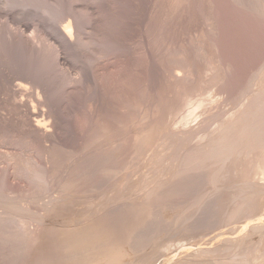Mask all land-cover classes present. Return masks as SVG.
<instances>
[{
    "label": "rangeland",
    "instance_id": "374dc122",
    "mask_svg": "<svg viewBox=\"0 0 264 264\" xmlns=\"http://www.w3.org/2000/svg\"><path fill=\"white\" fill-rule=\"evenodd\" d=\"M263 97L264 0H0V264H264Z\"/></svg>",
    "mask_w": 264,
    "mask_h": 264
},
{
    "label": "bare ground",
    "instance_id": "6f19581e",
    "mask_svg": "<svg viewBox=\"0 0 264 264\" xmlns=\"http://www.w3.org/2000/svg\"><path fill=\"white\" fill-rule=\"evenodd\" d=\"M249 1H250V0H249ZM261 3H262V2H261ZM241 6H242V5H241ZM252 6H253V5H252ZM238 7H239V6H238ZM261 8H262V6H261ZM256 10H257V9H256ZM252 12H253V11H252ZM72 22H73V21H72ZM69 25H70V24H69ZM70 29H71V28H70V26H68V25L64 28V33H65V35L67 36V38H68L69 40H71V39H70V38H71ZM71 43H72V42H71ZM246 77H247V76H246ZM178 79H179V78H178ZM253 93H254V92H253ZM210 94H211V93H210ZM256 94H257V93H256ZM256 94H255V95H256ZM249 95H251V94H249ZM261 95H262V94H261ZM216 96H217V95H216ZM251 96H252V95H251ZM256 96H257L256 99L258 100V97H259V96H258V95H256ZM252 98H253V97H252ZM263 98H264V97H263ZM253 99H254V98H253ZM253 99H252V100H253ZM250 101H251V100H250ZM253 101H256V100L254 99ZM200 102H201V101H200ZM202 102H203V101H202ZM206 102H207V101H206ZM248 102H249V101H248ZM250 103H252V102H250ZM254 103H256V102H253L251 105H255V108H256V109H257L258 107H259L258 109H260V106H258V107L256 106V105H260V104H254ZM199 104L202 105L203 103H199ZM201 105H200V106H201ZM248 105H249V104H248ZM251 105H249L248 107L251 108ZM261 105H263V108H264V104L261 103ZM200 106L198 105V107H200ZM236 107H237V106H236ZM246 107H247V105H246ZM261 107H262V106H261ZM252 108H253V107H252ZM232 109H233V108H232ZM253 109H254V108H253ZM261 109H262V108H261ZM171 111H172V110H171ZM247 111H248V110H247ZM252 111H253V110H252ZM252 111H249V113L252 112ZM256 111H257V110H256ZM256 111H254V113H255ZM184 112H185V111H184ZM207 112H208V111H207ZM243 112H245V110L242 111L241 114H242ZM48 113H49V112H48ZM259 113H260V110H259L258 114H259ZM261 113H262V112H261ZM241 114H240V115H241ZM244 114H245V113H244ZM246 114H247V113H246ZM246 114H245V115H246ZM251 114H252V113H251ZM251 114H249V116H251ZM262 114H263V113H262ZM262 114H260V116L257 115V113L254 114V115H257L255 118L258 119V120L255 119V125H256V128H258L259 125L262 127L261 124H262V123L264 124V122L262 121V119L264 118V115H263V118H262ZM25 115H26V114H25ZM236 115H237V114H236ZM51 116H52V115H51ZM169 116H170V115H169ZM180 116H181V115H180ZM247 116H248V115H246L245 118H247ZM252 116H253V115H252ZM214 117H215V115H214ZM241 117H242V116H241ZM260 117H261V118H260ZM168 118H169V117H168ZM237 118H238V117H237ZM248 118H249V117H248ZM250 118H252V117H250ZM253 118H254V116H253ZM177 119H178V118H177ZM188 119H189V118H188ZM207 119H208V118H207ZM212 119H213V118H212ZM222 119H223V118H222ZM260 119H261L262 123H261V122H258V123H257L256 121H259ZM248 120H249V119H248ZM253 120H254V119H252V120H250V121L253 123ZM263 120H264V119H263ZM43 121H44V120H43ZM215 121H216V120H215ZM215 121H214V122H215ZM235 121H236V122L234 123V125H233L232 127H229V128H228V130L226 131L227 133L224 131V133L226 134V135H225V139H224L223 141H222V139H221L222 142L219 141L220 143L217 145L218 147H221V146H222V151H221L222 153L224 152V151H223V148L226 149L227 147H231V146H232V147H231V151H233L232 148H233L235 145H236L235 147H238L237 144H239V146H240L241 144H242V145H244V144L247 145V143L249 144V142H258L257 139H258L259 137H258L257 139H255L256 137H255V136H252V133H254L253 130H254L255 128H251V127H250L251 124H250V126H249L251 129H248L249 127L247 128L248 130L246 129V127L244 128L243 124L245 125V123L247 122L246 120H245L246 122L244 121V117H243V120H242V118H241V119L239 118V119H236ZM209 122H210V121H209ZM248 122H249V121H248ZM251 122H250V123H251ZM239 123H240V124L242 123V126L240 125V126H241L240 128L238 127V126H239ZM259 123H261V124H259ZM35 124H36L35 126H37L39 129H42L41 126H40L39 120H38V121H35ZM214 124H215V123H214ZM219 124H220V123H219ZM231 124H232V123H231ZM231 124H230V126H231ZM161 125H162V124H161ZM200 125H201V124H200ZM223 125H224V122H223L222 124H220V126H223ZM217 126H218V125H217ZM257 126H258V127H257ZM263 127H264V125H263ZM213 128H214V127H213ZM224 128L227 129V126H224ZM53 129H54V128H53ZM258 129H259V128H258ZM169 130H170V129H169ZM187 130H188V129H187ZM246 130H247V131H246ZM259 130H260V129H259ZM44 131H45V130H44ZM263 131H264V129H263ZM48 132H49V131H48ZM170 132H171V131H170ZM220 132H221V131H220ZM261 132H262V128H261V130H260L258 133L255 131V134H254V135L258 136V135L262 134ZM45 133H46V132H45ZM214 133H215V132H214ZM256 133H257V134H256ZM53 134H54V133H53ZM219 134H220V133H219ZM222 134H223V132H222ZM216 136H217V135H215V137H216ZM223 136H224V135H223ZM251 136H252V137H251ZM263 136H264V132H263ZM188 137H189V136H188ZM218 137L221 138L222 136L220 135V136H218ZM260 137H262V135H261ZM222 138H224V137H222ZM231 140H235V141H231ZM210 141H211V140H210ZM211 142H212V141H211ZM213 142H214V141H213ZM215 143H216V142H215ZM231 143H233V145H230ZM258 143H259V142H258ZM262 143H264V142L262 141ZM209 144H210V143H209ZM212 144H214V143H212ZM216 144H217V143H216ZM227 144H228V145H227ZM252 144H253V143H252ZM207 145H208V144H207ZM250 145H251V143H250ZM260 145H262V144L260 143ZM155 146H156V145H155ZM244 146H245V145H244ZM244 146H243V147H244ZM252 146H253V145H252ZM252 146H251V147H252ZM258 146H259V145H258ZM258 146H257V147H258ZM205 147H206V146H205ZM209 147H210V145H209ZM225 147H226V148H225ZM247 147H248V146H247ZM253 147H255V146H253ZM261 147H264V145L261 146ZM199 148H200V147H199ZM211 148H212V146H211ZM214 148H216V147L214 146ZM214 148H212V149H213L212 152H211L210 150H208V151H210V152L213 154ZM239 148H241V147H239ZM239 148H237V149H239ZM244 148H245V147H244ZM244 148H241V149H243V152H245L244 150H246V151L248 150V149H244ZM248 148H249V147H248ZM258 148H259V147H258ZM161 149H162V148H161ZM220 149H221V148H220ZM228 149H229V148H228ZM228 149H226L225 151H227ZM255 149H256V147H255ZM255 149L252 148V150H255ZM259 149H260V148H259ZM263 149H264V148H263ZM234 150H235V149H234ZM249 150H250V152H251V148H250ZM197 151H198V149H197ZM197 151H195V152H197ZM215 151H216V150H215ZM236 151H237V150H236ZM256 151H257V150H256ZM151 152H152V151H151ZM199 152H200V151H199ZM202 152H203V151H202ZM218 152L221 154L220 151H218ZM233 152H234V151H233ZM237 152H239V151H237ZM241 152H242V151H240L239 153L241 154ZM243 152H242V153H243ZM200 153H201V152H200ZM211 153H210V154H211ZM227 153H228V151H227ZM262 153H264V152L262 151ZM207 154H208V153H207ZM220 154L217 153V154H215V155H213V156L210 155V156H212V157H210V156L208 155L207 157H204V160L206 161V160L211 159V161L214 162V160H216L217 158H219V155H220ZM224 154H226V153H223L222 155H224ZM231 154H232V153H231ZM231 154L229 153V155H231ZM233 154H235V153H233ZM244 154H245V153H244ZM248 154H249V153H248ZM201 155H202V154H201ZM204 155H205V154H203V156H204ZM238 155H239V154H238ZM242 155H243V154H242ZM242 155H241V156H242ZM195 156H196V155H195ZM195 156H194V159H196ZM197 156H199V155H197ZM241 156H240V157H241ZM192 157H193V156H192ZM208 157H209V159H207ZM221 157H222V156H221ZM225 157H226V155H225ZM231 157H232V156H231ZM231 157H230V158H231ZM236 157H237V156H235V158H236ZM240 157H239V159H240ZM260 157H261V156H260ZM205 158H206V159H205ZM227 158H228V156H227ZM263 158H264V157H263ZM197 159H198V157H197ZM197 159H196V160H197ZM220 159H221V158H220ZM223 159H224V158H223ZM198 160H200V159H198ZM201 160H202V157H201ZM221 160H222V159H221ZM224 160H225V159H224ZM231 160H232V159H231ZM233 160H234V159H233ZM233 160H232V161H233ZM236 160H238V158H237ZM186 161H187V160H186ZM193 162H194V161H193ZM195 162H196V161H195ZM201 162H202V161H201ZM203 162H204V161H203ZM206 162H207V161H206ZM206 162H204V163H206ZM216 162H217V161H216ZM216 162H215V164H216ZM224 162H225V161H224ZM226 162H227V161H226ZM187 163H190L191 166H192V163H191V162H187ZM196 163H197V162H196ZM196 163H195V165H196ZM208 163L211 164L212 162H208ZM217 163H218V162H217ZM220 163H221V162H220ZM190 164H189L188 166H187L186 164H184V165H186L187 167H189ZM199 164H200V163H199ZM218 164H219V163H218ZM218 164H217V165H218ZM234 164H235V163L232 162V165H234ZM202 165H203V164H202ZM219 165H220V164H219ZM228 165H231V164H228ZM196 166H199V165H196ZM200 166H201V165H200ZM182 167H183V166H182ZM187 167H186V168H187ZM218 167L220 168V166H218ZM222 167H226V166H222ZM227 167H228V166H227ZM258 167H259V166H258ZM186 168H184L183 170H185ZM190 168H191V167H190ZM193 168H194V167H193ZM193 168H192V169H193ZM196 168L198 169V167H196ZM196 168H194V169L196 170ZM201 168H203V167H201ZM210 168H211V167H210ZM215 168H216V167H215ZM219 168H218V170H219ZM263 168H264V167H263ZM192 169H190V171H191ZM213 169H214V167H213ZM227 169H228V168H227ZM258 169H259V168H258ZM261 169H262V168H261ZM183 170H182V171H183ZM187 170L189 171L188 168H187ZM187 170H186V171H187ZM216 170H217V169H216ZM218 170H217V171H218ZM251 170H252V169H251ZM186 171H185V172H186ZM193 171H194V170H193ZM197 171H198V170H197ZM209 171H210V170H209ZM220 171H221V170H220ZM220 171H219V172H220ZM225 171H226V170H225ZM225 171H224V172H225ZM230 171H231V170H230ZM202 172H203V171H202ZM214 172H215V171H214ZM219 172H218V173H219ZM218 173L216 172V175H217ZM221 173H222V171H221ZM258 173H259V172H257V174H258ZM182 174L184 175V172H183ZM188 174H189V173H188ZM222 174H223V173H222ZM232 174H233V173H232ZM245 174H246V173H245ZM213 175H215V174H213ZM213 175H212V176H213ZM212 176H211V177L209 176V177L212 179V178H213ZM218 176H219V174H218ZM223 176H224V175H223ZM223 176H222V177H223ZM176 177H177V176H176ZM205 177H206V176H205ZM224 177H225V176H224ZM248 177H249V176H248ZM172 178H173V177H172ZM225 178H226V177H225ZM234 178H235V177H234ZM213 179H214V180H212V181H216V180H215L216 177L213 178ZM222 179H224V178H222ZM222 179H221V180H222ZM171 181H172V180H171ZM223 181H224V180H223ZM217 182H218V181H217ZM217 182H216V183H217ZM212 183H214V182H212ZM219 183H220V177H219ZM217 184H218V183H217ZM217 184H216V185H217ZM253 184H254V183H253ZM227 185H228V184H227ZM257 185H258V184H257ZM214 186H215V185H214ZM239 186H240V185H239ZM253 186H254V185H253ZM253 186H252V187H253ZM258 186H259V185H258ZM260 187H261V186H260ZM223 189H224V188H223ZM248 190H249V189H248ZM262 190H263V189H262ZM242 191H243V190H242ZM252 191H253V190H252ZM240 192H241V191H240ZM259 193H260V192H259ZM259 193H258V194H259ZM243 194H244V193H243ZM243 194H242V195H243ZM250 194H251V193H250ZM244 195H245V194H244ZM146 196H147V195H146ZM240 196H241V194H240ZM240 196H239V197H240ZM249 196H250V195H249ZM247 197H248V196H247ZM254 197H255V196H254ZM254 197H253V198H254ZM243 198H244V197H243ZM243 198H242V199H243ZM245 198H246V196H245ZM245 198H244L243 200H245ZM237 201H238V200H237ZM239 201H240V200H239ZM241 202H242V201H241ZM241 202H240V203H241ZM243 202H244V201H243ZM234 203H235V202H234ZM238 203H239V202H238ZM244 203H245V202H244ZM250 203H251V202H250ZM45 204H46V203H45ZM236 205H237V204H236ZM245 205H246V204H245ZM252 205H254V204H252ZM241 206H242V205H241ZM85 208H86V207H85ZM239 208H240V207H239ZM254 208H255V207H254ZM256 210H257V209H256ZM43 211H44V210H43ZM234 211H235V210H234ZM245 211H246V210H245ZM236 212H237V211H236ZM240 212H241V211H240ZM225 213H226V212H225ZM242 213H244V212H242ZM64 214H65V213H64ZM232 215H234V214H232ZM90 217H91V216H90ZM9 219H10V218H9ZM16 220H17V219H16ZM263 220H264V219H263ZM20 221H21V220H20ZM30 221H31V220H30ZM197 221H198V220H197ZM86 222H87V221H86ZM125 222H126V221H125ZM129 222H130V221H129ZM129 222H128V223H129ZM79 223H80V222H79ZM29 224H30V223H29ZM56 224H57V223H56ZM56 224H55V225H56ZM76 224H77V223H76ZM83 224H84V223H83ZM50 225H51V224H50ZM80 225H81V224H80ZM102 225H103V223H102ZM239 225H240V224H239ZM242 225H243V224H242ZM90 226H91V225H90ZM90 226H89V228H91ZM103 226H104V225H103ZM105 226H106V225H105ZM233 226H234V225H233ZM35 227H36V226H35ZM37 227H38V226H37ZM72 227H73V226H72ZM63 228H64V227H63ZM77 228H78V227H77ZM77 228H76V229H77ZM87 228H88V227H87ZM119 228H120V227H119ZM123 228H124V227H123ZM68 229H69V228H68ZM71 229H72V228H71ZM74 229H75V228H74ZM84 229H86V228H84ZM102 229H103V228H102ZM126 229H127V228H126ZM223 229H224V228H223ZM230 229H231V228H230ZM35 230H36V229H35ZM77 230H78V229H77ZM78 231H79V230H78ZM80 231H82V229H81ZM112 231H113V230H112ZM124 231H125V230H124ZM261 231H262V230H261ZM261 231H260V232H261ZM150 233H151V232H150ZM221 233H222V232H221ZM27 234H28V233H27ZM31 234H32V233H31ZM146 234H147V233H146ZM139 236H140V235H139ZM144 236H146V235H144ZM65 237H67V236H65ZM71 237H72V236H71ZM76 237H77V236H76ZM136 237H137V236H136ZM257 237H258V236H257ZM31 238H32V237H31ZM134 238H135V237H134ZM140 238H141V237H140ZM147 238H148V237H147ZM25 239H26V238H25ZM58 239H59V237H58ZM132 239H133V238H132ZM30 240H31V239H30ZM55 240H56V239H55ZM134 240H135V239H134ZM134 240H133V241H134ZM136 240H137V239H136ZM261 240H263V239H261ZM69 241H70V240H69ZM150 241H152V240H150ZM203 241H204V240H203ZM217 241H218V240H217ZM63 242H65V241H63ZM75 242H76V241H75ZM132 243H133V242H132ZM202 243H203V242H202ZM212 243H213V242H212ZM63 244H64V243H63ZM133 244H134V243H133ZM133 244H132V246H133ZM135 244H136V243H135ZM199 245H201V243H200ZM79 246H80V245H79ZM187 246H188V245H187ZM191 246H193V245H191ZM191 246H190V248H191ZM163 247H164V246H163ZM165 247H166V245H165ZM178 247H179V246H178ZM185 247H186V246H185ZM200 247H201V246H200ZM137 248H138V247H137ZM139 248H140V247H139ZM206 248H207V247H206ZM121 249H122V248H121ZM133 249H134V248H133ZM183 249H184V247H183ZM185 249H189V248H185ZM192 249H193V248H192ZM64 250H65V249H64ZM160 250H161V249H160ZM197 250H198V249H197ZM164 251H165V250H164ZM185 251H186V250H185ZM225 251H227V250H225ZM228 251H229V250H228ZM110 252H111V250H110ZM118 252H119V251H118ZM139 252H140V251H139ZM139 252H138V253H139ZM179 252H181V250H179ZM179 252H178V253H179ZM200 252L203 253V252H205V251H203V250L201 251V250H200ZM222 252H223V251H222ZM111 253H113V252H111ZM205 253H206V252H205ZM211 253H213V252H211ZM253 253H254V252H253ZM116 254H117V253H116ZM140 254H141V253H140ZM188 254H189V253H188ZM223 254H224V253H223ZM98 255H100V254H98ZM108 255H109V251H108V253H107L106 255H104V259H103V257H102V260H103L102 262H103V263H101V264H106V263L108 262L107 260H109L108 263H111V262H112V263H115L114 261H117V260H116V259L118 258L117 255H119V254L114 255V256H108ZM160 255H161L160 257L163 256L162 253H161ZM177 255H178V254H177ZM186 255H187V253H186ZM189 255H190V254H189ZM193 255H194V254H193ZM201 255H202V254H201ZM204 255H205V254H204ZM208 255H209V254H208ZM213 255H214V254H213ZM213 255H212V256H213ZM221 255H222V254H221ZM95 256H96V255H95ZM101 256H102V255H101ZM101 256H100V257H101ZM138 256H139V255H138ZM173 256H174V255H172L171 259H173ZM199 256H200V255H199ZM206 256H207V255H206ZM119 257L121 258V255H120ZM160 257H158V258L160 259ZM204 257H205V256H204ZM231 257H232V256H231ZM238 257H239V256H238ZM254 257H255V256H254ZM163 258H164V257H163ZM169 258H170V257H169ZM174 258H175V256H174ZM189 258L191 259V257H189ZM228 258H229V257H228ZM239 258H242V257H239ZM239 258H238V259H239ZM96 259H97V258H96ZM159 259H158V260H159ZM187 259H188V258H187ZM231 259H232V260H231ZM98 260H99V259H98ZM98 260H97V261H98ZM118 260H119V259H118ZM197 260H198V259H197ZM248 260H249V258H248ZM215 261H216V260H215ZM222 261H223V260H222ZM100 262H101V261H100ZM119 262H120V261H119ZM178 262H179V261H178ZM180 262H181V261H180ZM192 262H193V261H192ZM212 262H214V261H212ZM216 262H217V261H216ZM216 262H215V263H216ZM244 262H245V261H244ZM244 262H243V261L238 262V261H236L235 259L233 260V257H232V258L228 259L227 261L225 260V262H223V264H224V263H225V264H244ZM93 263H94V262H93ZM173 263H174V262H173ZM182 263H183V262H182ZM91 264H92V262H91ZM94 264H95V263H94ZM98 264H99V263H98ZM191 264H192V263H191ZM194 264H195V263H194ZM217 264H218V263H217ZM219 264H220V261H219ZM245 264H247V261H246ZM251 264H252V263H251Z\"/></svg>",
    "mask_w": 264,
    "mask_h": 264
}]
</instances>
